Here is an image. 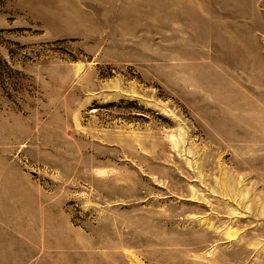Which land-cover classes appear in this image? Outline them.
<instances>
[{
  "label": "rangeland",
  "instance_id": "obj_1",
  "mask_svg": "<svg viewBox=\"0 0 264 264\" xmlns=\"http://www.w3.org/2000/svg\"><path fill=\"white\" fill-rule=\"evenodd\" d=\"M0 264H264V0H0Z\"/></svg>",
  "mask_w": 264,
  "mask_h": 264
}]
</instances>
